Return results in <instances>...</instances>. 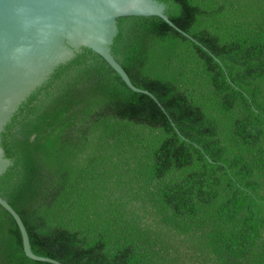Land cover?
<instances>
[{"label":"trees","instance_id":"obj_1","mask_svg":"<svg viewBox=\"0 0 264 264\" xmlns=\"http://www.w3.org/2000/svg\"><path fill=\"white\" fill-rule=\"evenodd\" d=\"M83 47L2 133L0 192L64 264H264V0H159ZM217 58L219 60H217ZM0 264L29 257L0 204Z\"/></svg>","mask_w":264,"mask_h":264},{"label":"water","instance_id":"obj_2","mask_svg":"<svg viewBox=\"0 0 264 264\" xmlns=\"http://www.w3.org/2000/svg\"><path fill=\"white\" fill-rule=\"evenodd\" d=\"M134 15L160 16L189 35L171 21L159 0H0V176L12 165L1 146L7 124L56 68L83 47L102 55L133 90L155 98L134 85L113 54L118 19ZM0 204L15 217L29 257L64 264L34 253L23 219L1 192Z\"/></svg>","mask_w":264,"mask_h":264}]
</instances>
